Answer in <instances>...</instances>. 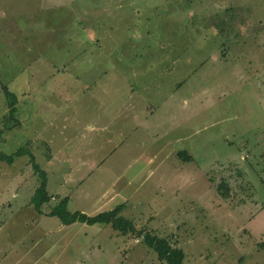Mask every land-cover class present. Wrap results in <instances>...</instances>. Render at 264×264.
<instances>
[{"label":"rangeland","instance_id":"1","mask_svg":"<svg viewBox=\"0 0 264 264\" xmlns=\"http://www.w3.org/2000/svg\"><path fill=\"white\" fill-rule=\"evenodd\" d=\"M19 146L69 211L122 202L181 264H264V0H0V152ZM39 180L0 159V264H164L109 223L56 230L19 205Z\"/></svg>","mask_w":264,"mask_h":264},{"label":"trees","instance_id":"2","mask_svg":"<svg viewBox=\"0 0 264 264\" xmlns=\"http://www.w3.org/2000/svg\"><path fill=\"white\" fill-rule=\"evenodd\" d=\"M3 94L6 102V111L2 115L6 119H12L13 123L17 122V118L14 116L16 97L9 92L5 85H2ZM27 154L28 163H30L34 173L40 177L38 184L35 186L29 201L33 207L39 210L41 204L50 198V194L45 189L46 176L44 169L35 162L32 152L27 146H19L10 153L0 152V159L5 160L7 163H11L16 156ZM178 156H185L190 158V155L185 152L184 149L177 150ZM217 190L224 194L227 190L224 181H220L217 185ZM66 196L59 197L56 202L48 208L46 214L56 216L62 223H70L73 221H81L85 223L102 222L109 223L113 229H116L122 233H139L145 245L154 251L156 258L159 261H163L164 264H181L183 258L182 249L173 243L166 236H160L147 230L136 229L133 222L119 214L121 207L124 203L120 202L111 208L97 211L95 213H85L80 210L69 211L65 208Z\"/></svg>","mask_w":264,"mask_h":264},{"label":"crops","instance_id":"3","mask_svg":"<svg viewBox=\"0 0 264 264\" xmlns=\"http://www.w3.org/2000/svg\"><path fill=\"white\" fill-rule=\"evenodd\" d=\"M44 171H45V170H44ZM45 185H46V182H45ZM31 194H32V192L28 195V199L25 200L23 203L21 202L19 205H26V206H29V205H30V206H32L31 202L29 201V199H30V195H31ZM50 197L53 198V199L55 200V199H58V198L61 197V196H59V194L55 193L54 196L51 195ZM66 197H67V196H66ZM33 209H35V208H33ZM47 210H48V209L43 210V209L41 208V206H40V207H39V210L35 209L34 211L37 212L36 215H39V214H42L43 212L46 214V211H47ZM46 215H49V214H46ZM59 221H60V220H59ZM74 222H77V221H73V222H70V223H67V224L62 223V222L60 221V223H56V224H55V228H56V230H58V229L60 230V229H62L64 226L67 227V226H69L71 223H74ZM79 222H81V221H79ZM47 233H49V230H47V229H43V232L37 234V236H36L35 239H34V242H36V239L39 240V241H42V240H43V239H42V236H46ZM52 237H55V239H52V240H54L55 242H57V241H59L60 239H66V238L68 237V235H67V233H62V234L57 235V236L52 235ZM71 239H72V238H71ZM71 239H70V240H71ZM70 240H69V241H70ZM74 240L77 241L76 238L73 239V242H74ZM73 245L75 246V244H73ZM64 247H65V246H62L61 248H64ZM66 250H67V247H66ZM71 251H72L71 255L74 256V252H76V251H75L74 249H72ZM47 252H48L47 249H43V251H42V255L46 254ZM4 255H5V253L2 255V258H1V259L4 258ZM59 256H60V255H59ZM73 261H74V260L72 259V264H74ZM31 263H32V262H31ZM36 263L40 264V263L37 262V261H36ZM69 264H70V263H69ZM77 264H78V261H77Z\"/></svg>","mask_w":264,"mask_h":264}]
</instances>
